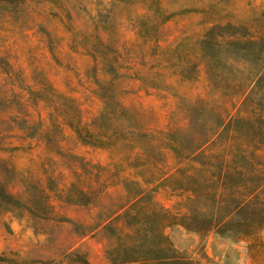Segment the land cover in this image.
<instances>
[{"label":"rangeland","instance_id":"374dc122","mask_svg":"<svg viewBox=\"0 0 264 264\" xmlns=\"http://www.w3.org/2000/svg\"><path fill=\"white\" fill-rule=\"evenodd\" d=\"M252 105L264 0H0V264H264L213 231Z\"/></svg>","mask_w":264,"mask_h":264},{"label":"trees","instance_id":"16d2710c","mask_svg":"<svg viewBox=\"0 0 264 264\" xmlns=\"http://www.w3.org/2000/svg\"><path fill=\"white\" fill-rule=\"evenodd\" d=\"M246 109L233 124L213 227L215 234L236 239L264 229V110Z\"/></svg>","mask_w":264,"mask_h":264}]
</instances>
